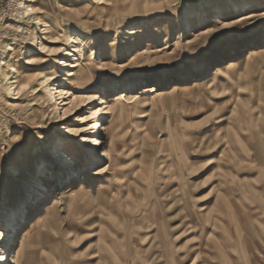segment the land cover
Returning <instances> with one entry per match:
<instances>
[{"label":"rangeland","instance_id":"rangeland-1","mask_svg":"<svg viewBox=\"0 0 264 264\" xmlns=\"http://www.w3.org/2000/svg\"><path fill=\"white\" fill-rule=\"evenodd\" d=\"M21 2L0 0V226L43 175L51 209L28 207L12 248L42 222L17 264H264V57L213 77L264 47V0H33L44 25L25 31ZM4 75L31 88L10 93ZM43 75L65 79L75 109L45 95ZM154 85L164 95L150 99ZM98 107L110 122L93 176L100 118L84 121ZM60 139L80 175L62 166L51 182Z\"/></svg>","mask_w":264,"mask_h":264},{"label":"bare ground","instance_id":"bare-ground-1","mask_svg":"<svg viewBox=\"0 0 264 264\" xmlns=\"http://www.w3.org/2000/svg\"><path fill=\"white\" fill-rule=\"evenodd\" d=\"M22 1V2H21ZM21 3L18 5V9H16V21L20 23V26L18 29H22V31L28 30L27 28L23 29V26H29V27H43V22L38 19V15L40 13L37 11V7L29 5V3H33V0H20ZM246 7V6H245ZM32 25V26H31ZM45 26L49 27V25L45 24ZM24 30V31H25ZM80 40V36L78 35H72L69 38V49H72V52L77 51V42ZM82 48V47H81ZM68 49V50H69ZM69 54V53H68ZM259 57H264V47H258V48H253L250 49L247 54L241 59H233L229 60L228 62L221 64L220 66H217L213 72V77H219L226 75L228 72L234 70L236 67H238L241 63H250L254 59H258ZM1 65H4L2 62ZM62 67L63 68H68L69 64L67 62H62ZM67 73V72H65ZM4 79L7 83H9L8 86V91L10 93L17 92L16 95L23 94L27 89H30V82L29 78L24 80V82L19 83L17 76L13 78L14 80L12 81V78H9L8 75H4ZM42 80H44L45 84V95L50 96L52 100L57 98V101L60 102L58 105H63L67 106L69 105L72 109H69L68 111H72L75 109V105L77 103V99L70 91H68L62 82H65V79L62 78L61 80L57 81L55 77H48L47 75H43L41 77ZM204 83V82H203ZM16 85V86H15ZM159 85V84H157ZM201 83L195 82L192 85H174L170 94H179V93H186L191 91V89L201 86ZM30 86V87H29ZM130 90V88L127 89V91ZM162 90V89H161ZM160 92L157 89V86H152L149 88L145 89L146 94H150V99L154 98V94ZM131 93L125 92V94H121L118 98L114 100L116 104L122 105L124 103V100H127L129 98V95ZM164 95L163 92H160V96L162 97ZM19 98H15L13 101H17ZM101 104V103H100ZM66 111V110H65ZM100 118L95 124V126L92 123L95 121V119ZM85 123H89L90 127L89 129L91 130L90 133L92 134L91 137L85 138L86 141L88 142V147L86 150L90 153V158L91 160L89 161V165L84 168V171H91V175H97L98 172H96V165L98 162L103 160L104 157V152L102 151V137L104 136V133L106 131V125L109 124L108 120V111H102L100 107L94 108L91 110L90 115L88 119L84 121ZM100 123V124H99ZM65 145L63 140H58L56 146L53 148V154L55 156V163L53 164L51 168V177L49 180L51 182H54L56 180V172L55 170L59 169V167L66 166L69 169H72V177H78L80 173H77L75 170H73V160L69 157H66L62 151H60V148H63ZM62 158H65V160H62ZM69 174V175H70ZM44 179L46 178L45 175H43ZM44 179H41L39 182H37L35 185L32 187V191L35 192L34 196H38L31 198L25 202V207L22 212L18 215V218L12 217L9 220H6L5 224L1 225L0 229V264H17L20 257L21 253L24 249V245L27 241V239L30 237V235L38 228V226L42 222V217L41 214H37L36 217L33 218L30 226L25 228L23 232L21 233V237L15 244V248H12V241L14 239V235L17 233L19 230V223H24L25 219L27 217L28 213V207H31L33 205H41L40 211L43 213H47L51 207L44 203L40 204V201L44 198H47V194L50 192L49 188L45 185ZM59 181V180H58ZM64 182V181H63ZM65 183V182H64ZM60 186V181L57 182L56 187L58 188ZM55 188L53 191H58V189ZM72 195V194H71ZM70 195V196H71ZM14 215V214H13ZM26 215V216H25ZM5 221V220H4ZM10 243V244H9Z\"/></svg>","mask_w":264,"mask_h":264}]
</instances>
